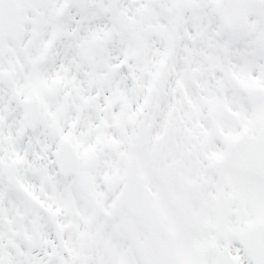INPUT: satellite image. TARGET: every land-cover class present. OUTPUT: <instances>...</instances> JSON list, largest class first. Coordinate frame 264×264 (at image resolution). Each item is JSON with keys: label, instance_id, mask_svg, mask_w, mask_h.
<instances>
[{"label": "snow or ice", "instance_id": "6c2138e0", "mask_svg": "<svg viewBox=\"0 0 264 264\" xmlns=\"http://www.w3.org/2000/svg\"><path fill=\"white\" fill-rule=\"evenodd\" d=\"M0 264H264V0H0Z\"/></svg>", "mask_w": 264, "mask_h": 264}]
</instances>
